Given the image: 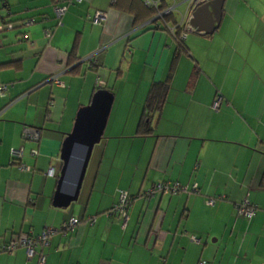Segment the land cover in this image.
Here are the masks:
<instances>
[{
    "label": "crops",
    "instance_id": "crops-1",
    "mask_svg": "<svg viewBox=\"0 0 264 264\" xmlns=\"http://www.w3.org/2000/svg\"><path fill=\"white\" fill-rule=\"evenodd\" d=\"M52 1L0 0L6 19L40 20L0 31V83L10 84L0 95V242L75 216L82 223L52 235L43 264H264V0H223L212 32L188 27L187 52L174 33L193 0L159 1L174 7L167 29L134 24L115 0L75 1L56 21ZM96 11L105 12L99 23ZM168 77L153 133L135 135L150 85ZM97 85L113 92L103 136L77 198L56 205L62 140ZM12 148H22L20 158ZM161 179L199 191L138 196L124 226L105 215L119 189L135 194ZM245 198L258 205L251 218L235 213ZM38 260L24 247L0 252V264Z\"/></svg>",
    "mask_w": 264,
    "mask_h": 264
},
{
    "label": "water",
    "instance_id": "water-1",
    "mask_svg": "<svg viewBox=\"0 0 264 264\" xmlns=\"http://www.w3.org/2000/svg\"><path fill=\"white\" fill-rule=\"evenodd\" d=\"M222 1L206 0L196 5L187 26L212 32L220 20ZM112 101L113 93L108 88L100 87L88 103L77 109L72 128L65 133L61 144L62 165L54 195L56 205H68L77 198L93 145L103 136ZM69 181L72 191L65 192L63 187Z\"/></svg>",
    "mask_w": 264,
    "mask_h": 264
},
{
    "label": "built area",
    "instance_id": "built-area-1",
    "mask_svg": "<svg viewBox=\"0 0 264 264\" xmlns=\"http://www.w3.org/2000/svg\"><path fill=\"white\" fill-rule=\"evenodd\" d=\"M65 3H69L73 0H64ZM160 0H144V2L147 5L151 6H157ZM196 5L202 3L206 0H193ZM56 4L54 5V11L57 16H60L66 9V4ZM174 7L173 6H166L164 9L157 11V14L154 16L155 18H162L163 15L167 13H172ZM105 12L104 11H96L94 14V20L100 21L104 18ZM32 19H26L24 21L25 24L29 25L32 23ZM13 23L12 22H3L0 15V30L5 28H12ZM187 22L182 25V29L180 32V36L182 38H185L187 31H188ZM45 36H50V30L44 29ZM24 37H26V34H23ZM51 80H54L56 83H60L59 78L56 75L51 76ZM8 89V83H0V95L4 94V92ZM220 96H217L213 107L217 108L220 103ZM27 135V134H26ZM11 154L13 155L14 159L20 158L22 155V148H12ZM22 168H29V166H26L25 164H21ZM199 191L197 183H194L192 186H188L185 184H182L181 182L177 180H157L151 187H148L147 189H144L141 194L150 197L155 196L159 193H177V192H194L197 193ZM221 195L217 196H210L206 199V202L208 204H213L217 199H221ZM131 197L128 195V192L126 190L121 189L119 192V198L118 201L112 206L110 210L106 212L107 215L118 213L121 214L123 217L122 225L124 226L126 224L127 220V207L131 203ZM237 214L243 217L250 218L255 214L257 206L254 204L249 203V201L244 200L242 202L235 204ZM87 220L92 223L94 221V216H88ZM83 218L70 216L66 219H64L61 224L57 227L54 226H46L41 232L34 233L33 231L28 232H20L16 234L14 237L10 238L7 241L0 242V252H12L18 247H24L26 254L28 257H31L34 254H37L39 256V264H43L45 259V254L42 251L43 247L47 246L51 240V237L56 232L66 233L67 231L71 230L74 226L79 225L82 223ZM40 248L38 250L37 248Z\"/></svg>",
    "mask_w": 264,
    "mask_h": 264
},
{
    "label": "trees",
    "instance_id": "trees-1",
    "mask_svg": "<svg viewBox=\"0 0 264 264\" xmlns=\"http://www.w3.org/2000/svg\"><path fill=\"white\" fill-rule=\"evenodd\" d=\"M75 1H79V0H73V1H71L69 3H65L64 0H53L52 1L53 2L52 3V9H53L56 21H57V17H60V16H57L55 14L54 5L65 3L66 4V9H67L69 4H71V3L75 2ZM113 5L116 8H118V9H122V10H125V11L129 12L131 14L132 18H133V23L134 24H136V23H138L140 21L150 20L149 25L147 27L156 28V29H158V28L159 29H161V28L162 29H167V27L169 26L168 24H171V23L175 22L173 17H172V13H167V14L163 15L162 18L161 17L160 18H155L154 17L157 14V11H160V10H162V9H164L166 7V6H164L162 4V2L158 3L157 6H151V5H147L144 2V0H115ZM41 16L44 17V15H41ZM29 18H31L33 20L31 24L40 21L39 19H37V17H35V15H30V16L17 18V19H15V20H19V21H17V23H16V21H14V19H9V18L6 19L5 16H1V19H2L3 22H5V23L12 22L13 23L12 28H15V27L20 28V27L28 26L27 24L24 23V21L26 19H29ZM91 20L93 22H95V23H99L101 21V20L100 21H95L94 20V16L91 17ZM4 29H6V28L4 27L2 30H4ZM44 29L50 30V33H51V29H52L51 27L45 26ZM181 29H182L181 27H177L176 26V30H175V33H174V36H175V39H176V42H177L178 52H184V51L187 52L186 47L184 45V38H182L180 36ZM2 30H0V31H2ZM23 34L27 35L25 30H21L19 32L20 38L21 39L27 38V37H24ZM76 43H77V38H75L74 44L72 46V49L69 52V57H70L69 59H71L72 61H75V59H76V57H75L76 56L75 55L76 54ZM169 86H170L169 77L166 78V79H163V80H155V81L152 82V84L150 85V88L148 90L145 102L143 104V108H142V111H141V114H140V117H139V120H138V123H137V126H136L135 135H137V136H146V135H150V134L153 133L152 120H153L155 114L159 113V111L161 110V107H162L163 103L165 102ZM97 88H100V87H98V85H97V87L93 90V93L96 91ZM8 89H10V84H8ZM7 90L4 93H6ZM109 90L111 91V89H109ZM93 93H92V95H93ZM10 153H11V150H10ZM11 157H13L12 154H11ZM25 169H29V168H25ZM163 180H166V179H163ZM156 181H154L153 183H151L148 186L143 187V189L141 191H139V192H137L135 194H130L127 190L126 191L128 192V195L131 197L132 201H133V199H135L138 196L144 197V198H149V197H146V196L142 195L141 192L144 189H147L148 187H151ZM182 184H184V183H182ZM120 190L121 189L118 190L117 199L112 203L111 207L104 211L106 216H111V215H120L121 216V214H118V213H114V214L112 213L110 215L106 214V212L108 210H110L112 208V206L118 201ZM123 190H125V189H123ZM177 193H182V192H177ZM185 193H187V192H185ZM189 193H192V192H189ZM160 194L161 193H159L157 195H160ZM221 196H222V198L221 199H217V200H222V199L225 198L224 195L221 194ZM244 200L249 201L247 198L243 199L242 201H244ZM132 201H131V203H132ZM242 201H240V202H242ZM131 203L127 207V214H128V209H129V206L131 205ZM249 203H251V202L249 201ZM251 204H254V203H251ZM254 205H256L257 208H258L257 204H254ZM257 208H256V211H257ZM234 209H235L236 215L240 216V215L237 214L235 205H234ZM256 211H255V213H256ZM122 220H123V217H122ZM193 237L195 239L197 238L196 235L195 236L192 235V238Z\"/></svg>",
    "mask_w": 264,
    "mask_h": 264
}]
</instances>
